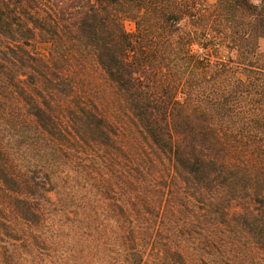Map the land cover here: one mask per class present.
Here are the masks:
<instances>
[{
  "label": "trees",
  "instance_id": "1",
  "mask_svg": "<svg viewBox=\"0 0 264 264\" xmlns=\"http://www.w3.org/2000/svg\"><path fill=\"white\" fill-rule=\"evenodd\" d=\"M263 38L264 0H0V264H264Z\"/></svg>",
  "mask_w": 264,
  "mask_h": 264
},
{
  "label": "rangeland",
  "instance_id": "2",
  "mask_svg": "<svg viewBox=\"0 0 264 264\" xmlns=\"http://www.w3.org/2000/svg\"><path fill=\"white\" fill-rule=\"evenodd\" d=\"M207 4H214L216 0H206ZM125 27L128 31L132 29V26L128 23L125 24ZM259 51L260 53L264 54V38L259 40Z\"/></svg>",
  "mask_w": 264,
  "mask_h": 264
}]
</instances>
